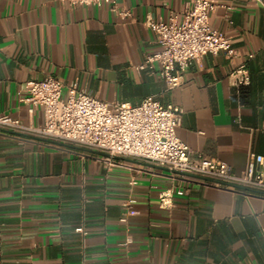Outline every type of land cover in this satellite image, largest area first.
Wrapping results in <instances>:
<instances>
[{
    "label": "crops",
    "instance_id": "obj_1",
    "mask_svg": "<svg viewBox=\"0 0 264 264\" xmlns=\"http://www.w3.org/2000/svg\"><path fill=\"white\" fill-rule=\"evenodd\" d=\"M211 1L209 24L238 56L206 54L168 89L158 64L139 69L161 49L144 21L181 22L185 0H116L129 18L106 6L0 0V113L42 126V109L30 115L21 99L28 80L46 76L64 95L76 81L109 104L152 97L181 108L177 136L192 158L241 173L249 152L264 155V0ZM239 65L250 83L237 88L229 74ZM15 133L0 128V264H264L261 194ZM164 192L171 202L161 205Z\"/></svg>",
    "mask_w": 264,
    "mask_h": 264
},
{
    "label": "built area",
    "instance_id": "obj_2",
    "mask_svg": "<svg viewBox=\"0 0 264 264\" xmlns=\"http://www.w3.org/2000/svg\"><path fill=\"white\" fill-rule=\"evenodd\" d=\"M71 6H106L121 18L131 17V11L119 7L116 0H59ZM217 6L211 0H185L182 20L175 16L167 22L147 17L144 24L156 35L161 49L146 54L139 69H153L159 73L168 89L183 83V73L206 54L224 52L230 60L238 53L230 38L209 24V14ZM237 87L247 86L250 76L245 65L235 67L229 74ZM52 77L26 82L27 95L21 101L28 106V114L37 108L43 112L42 126L24 124L19 118L0 113V128L104 152L109 157L138 160L165 168L182 178L202 179L208 183L231 189H244L264 196V155L249 152L244 170L235 173L220 160L190 156V148L177 136L182 110L173 104H161L147 97L137 104H112L95 98L76 81L66 85ZM177 195L185 191L177 189ZM171 194L159 196L161 205L170 203ZM125 221V216L121 218ZM76 232L86 234L80 226Z\"/></svg>",
    "mask_w": 264,
    "mask_h": 264
},
{
    "label": "water",
    "instance_id": "obj_3",
    "mask_svg": "<svg viewBox=\"0 0 264 264\" xmlns=\"http://www.w3.org/2000/svg\"><path fill=\"white\" fill-rule=\"evenodd\" d=\"M15 134H17V133H15ZM49 142H52V143H56V141H49ZM61 143V142H60ZM95 152H97L98 154H100V155H104V156H108V154H106V153H104V152H98V151H95ZM196 178H199V177H196Z\"/></svg>",
    "mask_w": 264,
    "mask_h": 264
}]
</instances>
